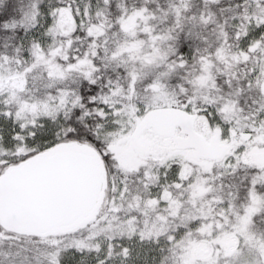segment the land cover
<instances>
[{
    "label": "snow or ice",
    "instance_id": "obj_1",
    "mask_svg": "<svg viewBox=\"0 0 264 264\" xmlns=\"http://www.w3.org/2000/svg\"><path fill=\"white\" fill-rule=\"evenodd\" d=\"M0 264H264V0H0Z\"/></svg>",
    "mask_w": 264,
    "mask_h": 264
}]
</instances>
